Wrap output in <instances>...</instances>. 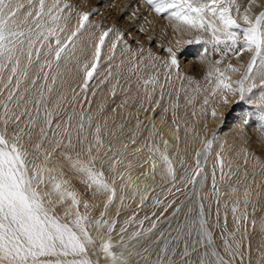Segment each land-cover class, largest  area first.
<instances>
[{"label":"snow or ice","instance_id":"snow-or-ice-1","mask_svg":"<svg viewBox=\"0 0 264 264\" xmlns=\"http://www.w3.org/2000/svg\"><path fill=\"white\" fill-rule=\"evenodd\" d=\"M146 3L157 15L167 14L168 19L175 23L177 30L185 27L202 31L211 37L203 41L197 37L185 43L211 44L217 52H220V45L224 46L226 51L221 54V60L216 61L207 74L208 77L216 78L212 95L219 93L224 103L228 102V95L238 94L239 98L244 100L245 93L256 87L253 77L257 75L260 77V83L264 85V10L258 13L252 11L254 7L264 8V5L259 4V0H247V7L243 12L237 0H146ZM71 9L72 5L62 4L61 0H54L51 5H47L46 0H27V7L22 0H0V97H3L0 99V264H100L98 259H92L90 255V252L94 254L97 248L96 238L93 237L91 229L95 227L99 231L103 226L107 227L108 236L101 238L99 250L106 258V264H130L124 252L114 250L111 243V233L115 229L116 221L103 220L104 212L101 213L100 219H91L87 211L90 207L88 201L83 200L81 195L70 187L68 181L62 178V172H58L55 166H49L51 157L59 153L73 172L82 177V183L87 189L93 190L94 195L101 193L105 196V210L117 198L121 203L124 201L123 195L119 197L117 195L116 179L109 182L105 178V173L96 168L98 156L93 154V148L95 147L98 153L103 147L101 126L99 124L95 126L94 144L86 143L88 136L85 134V123L91 128L92 116L85 117L81 114L78 125L73 126L70 123L62 125L60 122L54 123L53 112L47 107L46 93L51 94L53 90L52 86L57 80L61 62L74 58L76 42L88 28V21L93 15L91 12L76 13L77 23L75 27L69 29L67 22L71 19V15L64 13L70 12ZM110 34L115 36L109 49L112 55H115L119 44L124 42V33L119 30L108 28L100 31L98 40L94 44L91 61H85L83 64V83L80 87L81 95L85 99L89 82L97 71L102 49ZM124 48L125 51L132 52L126 42ZM165 50L169 53V59L164 61L165 67L169 70L178 68L177 53L171 47ZM139 51L143 53L144 49L141 48ZM229 52L237 58L250 54V60L243 66L244 71L237 81H232L230 73H237L240 68L231 63L224 69L218 67ZM206 54L207 48L204 49L201 58H206ZM148 55L150 59H159V57L154 58L151 52ZM108 58L111 59V56ZM140 59L143 60L142 55ZM34 65H38V71L30 79V83L38 94L34 99L25 100L24 94L30 90L26 88L21 92L20 86L22 81L29 80V70ZM136 67L133 64V69L130 70ZM5 72L8 73L6 78ZM49 80L51 84L48 83ZM246 81L249 83L246 84ZM155 83V77L144 81L149 102L152 94L147 92V86ZM233 84L236 87H233ZM111 95L116 96V85H113ZM160 99H163V86H161ZM124 103L127 101L125 100ZM204 103L205 105L209 103L207 98ZM159 104L160 100L155 101L156 106ZM177 106L173 105V108ZM259 106L262 109L259 118L264 121V92L261 93ZM141 108L144 111L155 110L154 107L144 108L143 104ZM115 110L113 108V111ZM167 110L164 109L165 112ZM215 115L216 111L213 109L212 116ZM161 120L164 122L163 117ZM244 123L247 124L248 119H245ZM139 125L140 121L137 118V127ZM172 126L177 132L180 130L175 113H173ZM37 129L39 139L34 141L33 133ZM73 131H75V142ZM155 135L157 133L153 125L150 136ZM216 138L214 133L213 138L205 142V154L212 148ZM161 139L164 150L159 146L149 147V159L152 160L151 178L155 179L158 156L160 163L164 165L162 175H167L174 181L175 168L167 153L168 141ZM176 139L179 141L180 137L177 136ZM45 143L49 147L45 148ZM132 143H136L135 139ZM77 144L80 146L79 151L76 150ZM200 155V152L196 153V168L187 181L193 186L198 182V177L200 183L206 179L200 166ZM217 159L221 171L220 179L223 180V160L219 154ZM121 162L113 160L111 170L114 173L116 165ZM141 175L148 177L147 172ZM118 179L123 181L120 184L121 192L125 188H130L134 193H141L139 206H143L147 199L145 194L147 188L142 189L132 182L130 175L125 180L124 174L119 173ZM212 186L213 194L218 200L219 190L215 171L212 174ZM232 191L235 192L236 189ZM194 194L198 196V193L194 192ZM245 194L247 195V190ZM155 203L161 202L157 200ZM244 203L247 204V200ZM81 204L85 209L83 213L80 211ZM57 205L65 206L62 215L57 213ZM179 211L180 209L177 208L174 215ZM236 211L237 207L234 206L233 212ZM193 212L196 215L191 220L186 219L175 229L176 236L171 235V229L167 233L164 231L159 233L156 242L158 244L162 242V247L157 252L154 264H174L173 257L177 254L181 240H184V248L180 258L182 261L188 258L185 264H231L230 260H225L213 247V238L207 229L203 203L198 205V211L189 207L188 213ZM146 219L147 216L144 217V220ZM144 220H137L136 214L130 216L120 228L121 240L123 233L127 232V227L133 224L138 225L139 230L133 232L131 238L141 236ZM157 227L158 222L154 221L146 232L151 233ZM185 237L191 239V245ZM200 247H203L204 251L200 253L199 260L193 262L190 257L193 253H197ZM225 250L230 256L235 254L227 241H225ZM144 251L147 252L148 249Z\"/></svg>","mask_w":264,"mask_h":264},{"label":"rangeland","instance_id":"rangeland-1","mask_svg":"<svg viewBox=\"0 0 264 264\" xmlns=\"http://www.w3.org/2000/svg\"><path fill=\"white\" fill-rule=\"evenodd\" d=\"M22 2L27 7V0H22ZM53 2L54 0H46L47 5H51ZM61 2L62 4L72 5L71 11L64 13L65 15H71V19L67 22L69 29L75 27L77 23L76 13H93L88 21V28L79 36L76 42V46L85 45L88 49H83L75 55L76 63H80V60L83 61V64L85 61H91L94 44L98 40L100 31L108 28H114L124 33V42L132 49V52L125 51L124 42H121L115 50V55H112L109 49L115 36L110 34L106 38L102 49L101 61L93 79L89 82L86 99L81 95L80 87L83 83V65L81 66V80L78 81V84L75 81L70 85L71 87L66 93L67 96L65 95L61 101L63 104L59 103L56 105L53 103L54 89L51 94L46 93L47 107L49 111L53 112L54 123L60 122L62 125L70 123L76 126L80 122L81 114L92 116V127L89 128L87 124L85 126V130L89 129L86 143L94 144L93 133L95 126L99 123L100 117L109 115L106 112L108 106L125 101L124 98L129 97V94L131 95L137 91L144 94V108H155L154 111H144L141 105L138 108V104L135 101L130 103L131 98H128L126 101L132 105V110L140 109L145 113H152L156 119L163 117L164 123L174 129L172 119L169 118L168 114L173 112V105H178L176 108L179 109L188 106V103L183 100V91L190 95H199V93L207 91L212 92L211 89L215 87V76L208 77L207 74L210 67L216 61L221 60V54L226 51L224 46L220 45V52H217L211 44L185 43V41L195 40L197 37H200L202 41L210 39L211 37L208 34L202 31L189 30L185 27L177 30L175 23L168 19L167 14L157 15L146 3V0H61ZM260 2L259 4H261ZM241 5L242 10L246 8L247 0H242ZM259 9L264 10L263 8L255 7L252 11L258 13ZM177 41H180V43H177ZM169 47L177 53L179 66L171 70L166 68L164 64V61L169 59V53L165 50ZM141 48L144 49L143 53L139 51ZM205 48H207L206 58L202 59ZM149 52L152 53L154 58L159 57V59H150ZM133 53H135V56H133ZM85 54L88 55L86 56ZM141 55L143 56L142 61L140 59ZM110 56L111 59L108 58ZM249 60L250 54H244L237 58L229 52L223 57L218 67L224 69L227 64L231 63L240 68L239 72L230 73L232 81H237L244 71L243 66ZM63 62L65 63L66 61L61 62L58 73L64 67ZM133 64L137 67L134 70H130L133 69ZM37 71L38 65H34L29 70V80L21 83V92H24L26 88L30 90L25 92V100L34 99L38 94L35 89H32L30 83V79L36 75ZM109 72H111V75H109ZM4 75L6 78L8 73L5 72ZM152 77L156 78V83L155 85L149 84L147 86V92L152 94L151 102H149L144 81ZM253 82H255L256 87L245 93L244 100H241L238 94L228 95V102L224 103L218 93L214 106L199 104L198 107L200 109L197 108V110L205 111L206 115L204 117L206 121L198 134L196 133L197 131L192 130L198 135L196 138H190V135L185 134L184 122L175 114L176 122L180 126L178 132L175 130L176 135L180 137L179 141L175 139L178 147L182 146L185 140L193 139H195L194 142L197 145L192 151L187 149L189 153L182 156V161L174 164L175 180L167 183L168 190L160 201L161 203L153 207V209L136 213L134 209L139 207V201L130 206H127L123 201L121 209L124 208V210L119 216H114L110 213L108 215H112L111 217L103 219L109 222L116 221L115 229L111 233V240L113 237L120 240L122 244L121 246H117L116 243L112 245L117 252H124L125 256L130 260V264H154L157 259V252L162 247V242L159 244L156 242L159 233L161 231L165 232L170 226L169 224L174 222L170 229L171 235L176 236L175 229L182 225L186 219L191 220L193 218L192 214L188 213L189 207H192L191 199L196 201L197 208L200 203H203L207 229L213 238V247L225 260H230L231 264H254L255 261L262 260L261 264H264V250L259 248V251H257L254 247L256 236L260 233L264 234V228H259L260 216L264 218V213H262L264 212V121L259 118L262 110L259 106L260 97L261 93L264 92V85L260 83L258 75L253 77ZM48 83L51 84V80ZM248 83L249 81H246V84ZM113 85H116V96L111 95ZM161 86H163V99H160ZM233 87H236V85L233 84ZM153 88L155 89L154 91ZM93 92H95V95H93ZM2 98L0 97V99ZM157 100H160L159 106L155 105ZM101 105H103V111H101ZM165 108L168 109L167 112L164 111ZM213 109L216 111L215 117L212 116ZM41 111L43 112V109ZM174 111L177 110L175 109ZM69 117H71V120H69ZM245 119H248L247 124L244 123ZM214 133L217 138L213 141L212 148L205 154L204 144L207 140L213 138ZM73 138L75 142V131H73ZM38 139L37 129L34 130L33 140ZM102 139L103 147L98 153L94 147L93 154L98 156L96 162L101 166L103 165L102 167L100 166V170L105 173V178H108L111 173L109 164L113 160H119L122 156L118 155L115 158V155L110 150L105 151L106 144L108 146L117 145V137L113 132L105 134L102 131ZM133 139L136 141L134 145L141 142V139L135 135ZM128 144L130 143L128 142ZM47 147L49 145L45 143V148ZM79 148L80 146L77 144L76 150L79 151ZM119 150L116 154L120 153ZM197 152L201 153L199 161L206 179L203 180V183H200V178L198 177V182L193 186L187 181L191 178L196 168ZM217 154L223 160V180L220 179L221 171ZM213 171L216 174L217 188L219 190L218 200L217 196L213 194ZM63 179L67 180L70 187L75 189L80 195L86 194L87 199H93L88 195L87 188L82 181L72 178L67 172H64ZM156 182H152V184L156 185ZM232 189H236L235 194ZM246 190L247 195L245 194ZM194 192L198 193V196ZM226 198L237 204L238 211L235 217H238L239 220L237 219L236 223L241 225L236 228L228 229L226 220H223L224 218L226 219L224 215L226 209L224 208V201ZM149 199L147 198L144 203L149 202ZM105 200H103L102 206L105 204ZM245 200H247V204L244 203ZM91 203L92 200L89 202L91 211L99 207L98 204H93L92 206ZM177 208L180 211L174 215ZM165 209L167 210L165 211ZM133 214L137 215V220H144L145 216L148 217V219L144 220L142 234L139 237L131 238L132 233L139 230V228L136 224L129 225L121 240L120 228L124 226V222ZM154 221L158 222L157 229L147 233L146 230L151 227ZM158 228L161 229L158 230ZM106 236H108L107 227L104 230L103 238ZM190 241L191 239H188L189 245ZM225 241L231 246V250L235 253L234 255L230 256L229 252L225 250ZM100 242L101 240L97 243L94 256L91 252L90 255L92 259H98L100 264H106V258L99 250ZM125 245L127 246L126 248L124 247ZM179 245H184V240L180 241ZM237 245H239L238 248ZM145 249H148V251L145 252ZM203 251L204 248L200 247L198 254L200 255ZM141 252L144 253L143 257H147L146 259H140V255H137V253ZM194 255L195 253L190 257L192 261ZM187 259L185 258V261ZM173 260L174 264H185V261H182L181 258L175 259L173 257Z\"/></svg>","mask_w":264,"mask_h":264},{"label":"bare ground","instance_id":"bare-ground-1","mask_svg":"<svg viewBox=\"0 0 264 264\" xmlns=\"http://www.w3.org/2000/svg\"><path fill=\"white\" fill-rule=\"evenodd\" d=\"M259 2L262 5H264V0H259ZM237 3L240 5L241 12H243L242 5H241L242 0H237ZM258 11H261V10L259 9ZM83 49L87 50L88 48L85 45L76 46L74 49L75 55L78 54ZM80 61H81L80 63H76L77 61L74 56V58L67 60L65 63L63 62L64 67L59 71L57 80L55 84L52 86L54 89L53 90L54 91L53 103H55L56 105H58L59 103H62L61 101L63 97L66 95V93L68 92L69 88L71 87L70 85L73 84L75 81L78 84V81L81 80L80 79L81 66L83 65V61L82 60ZM182 95H183L182 96L183 100L188 103V106L183 107V109H179L175 107L174 110L176 109L177 111L173 110V112L171 113L169 112L168 115H169V118L173 120V113L177 114L184 122L185 134L190 135V138H193V137L196 138V136L198 137L197 135L198 132H201V129H202L201 127L203 123L206 121V118L204 117V115H206L205 111L204 110L199 111L197 110V108L200 109L198 107L199 104H205L204 103L205 98H207L209 101L208 105L214 106L215 98L217 97V95H212V92H209V91L204 92V93H199V95L198 94L190 95L189 93L183 91ZM128 98H131V100L129 101L130 103H133L135 101L138 104V108H140L139 106L143 104L145 95L137 91V92L132 93L131 95L129 94V97L124 98V99L127 100ZM117 100L119 101V99ZM124 102L125 101H122L120 103L117 102L114 105L113 104L109 105L108 108L106 109V112L109 113V115L105 117L103 116L100 117L101 119L99 120L98 124L101 126L102 131L105 134L113 132L114 135L117 137V145L108 146L106 144L105 151L110 150V152L115 155V158L118 157V155L122 156V158L119 159L122 162L116 165V172L114 173L110 168L111 173L108 176V178H106L109 182H111L114 178L116 179V188H117L118 197L120 195H123L124 203L127 206L135 204L137 201L140 202V198H141L140 192L134 193L130 188H125L123 192L120 191V184L123 181L118 179L119 173L124 174L125 180L130 175L132 178V182H134L136 185H138L142 189L145 187L147 188V191L145 194L147 195V198H150L149 202L144 203L143 206H139L138 204L139 207H136L134 209L136 213L137 212L140 213L142 211L153 209V207H156L157 205H159V204H156L155 202L157 200L161 201L163 199V196L166 195V191L168 190L167 183H169L172 180L171 177L167 175H162V169L164 165L160 163L158 156L156 158L157 166L155 170L156 171L155 179L151 178L152 160L149 159L150 157L149 147L159 146L161 150H164V145H163L161 138H163V140H167L168 141L167 153L171 157L173 164H175V163H179L180 161H182L181 160L183 159L182 156H185L186 153H189L187 149H190L192 151L195 148V145L197 144H195L194 142L195 139L189 140V141L185 140L183 145L178 147L175 141L176 136H177L175 129L170 128L171 126L169 125L170 126L169 127L168 125H166L164 122H162L161 119H156V117L152 113L148 114V113L143 112L140 109H136L134 111V109L132 110V105L129 102L127 103H124ZM121 105H123V107H120ZM113 108H115L116 110L113 111ZM193 113H195V115H193ZM87 116H89V114L85 115V117ZM137 118L140 121L139 127H137ZM86 124L87 123H85V126ZM153 125H155V132L157 133V135L150 136V133L153 131ZM192 130L197 131L196 132L197 134L192 132ZM88 131L89 129L85 130V134H88ZM134 135L141 139V142H139V144L134 145V143H132ZM128 142L130 144H128ZM125 145H127V147H125ZM171 149L173 150L170 151ZM118 150L120 151V153L116 154ZM109 165L112 166V161ZM49 166L50 167L55 166L57 168V171L62 172L63 175H64V172H67L68 174H70L72 178L82 181V177L79 174L73 172L69 164L66 161H64L63 157L59 153L54 154L51 157V164ZM100 166L101 165L98 164V162H96V168L100 169ZM145 172L148 173L147 178L141 175L142 173H145ZM155 181H157L156 182L157 186L152 184V182H155ZM87 192H88V195L91 196L93 199H87L88 197L86 194H83V196L81 195L82 199L87 200L88 203L92 200V203H91L92 206L93 204H98L99 206L96 210L91 211V205L89 204L90 207L87 211L91 219L93 220L100 219L102 212L105 213L103 216V219L111 217L112 215H108L110 213H112L114 216H119L120 213L123 212L124 208L121 209L122 203L119 200V198H117L112 204H110L111 206L110 205L108 206L107 210L108 209L110 210L109 212H107V210H105L104 208V205L102 206L103 200L106 199L105 196L101 193H96L94 195L93 190L91 189H87ZM191 205L194 209L198 211L197 203L194 199H191ZM234 206L237 207L236 202L233 203L227 198L225 199L224 208L226 209H225L224 215L226 216V219L224 218L223 220H226L227 222L226 227H228V229L233 228V227L236 228L237 226L241 225V224L236 223L239 220L238 217H235V214L238 210L234 213L233 212ZM64 207L65 206L57 205L56 206L57 213L62 215L64 212ZM80 211L82 213L85 211V209L83 208V204H81L80 206ZM117 212L119 213V215H117ZM195 215L196 213L193 212L191 216H195ZM262 217L260 216L259 228H264V218ZM169 225L170 226L166 229L165 233H167L170 230V227L174 225V222L170 223ZM160 229L161 228H158V230ZM104 230H106V226L101 227L99 231H97L95 227L91 229V233L93 237L96 238V243H99L101 238L104 237ZM186 238L187 237H185V239ZM111 241H112V244L116 243L117 246H121L122 244V242L120 243V240H117L113 237ZM191 242L192 241H190V245H191ZM254 247L256 248L257 251H259V248L264 250V234L263 233H260L254 239ZM183 248H184V245H179V247L177 248V254L175 256V259L180 258V255L178 254L181 253V250H183ZM143 254H144L143 252L140 253V259L143 258ZM92 255L94 256V254ZM98 257H99V253H98ZM198 260H199V254L197 252L193 256V262H197ZM261 263H262V260L261 261L258 260L254 262V264H261Z\"/></svg>","mask_w":264,"mask_h":264}]
</instances>
